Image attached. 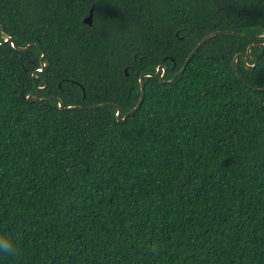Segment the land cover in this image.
I'll list each match as a JSON object with an SVG mask.
<instances>
[{
    "label": "trees",
    "instance_id": "obj_1",
    "mask_svg": "<svg viewBox=\"0 0 264 264\" xmlns=\"http://www.w3.org/2000/svg\"><path fill=\"white\" fill-rule=\"evenodd\" d=\"M2 25L35 45L0 43V264H264V0H0ZM218 30L246 36L171 82ZM159 65L124 121L26 97L123 117Z\"/></svg>",
    "mask_w": 264,
    "mask_h": 264
},
{
    "label": "water",
    "instance_id": "obj_2",
    "mask_svg": "<svg viewBox=\"0 0 264 264\" xmlns=\"http://www.w3.org/2000/svg\"><path fill=\"white\" fill-rule=\"evenodd\" d=\"M92 21H93V9H91L90 11V14L88 16H86L84 18V22L88 23V24H92ZM218 34H231V35H236V36H246L245 34L243 33H237V32H233V31H229V30H218V31H215V32H212L210 34H208L206 37H204L196 46L195 48L192 50V52L190 53V55L188 56V58L186 59L185 61V64L184 66L182 67V69L175 74L174 78L171 79L170 81H174V79L179 75L181 74L185 68L187 67L188 63L191 61V59L193 58V56L196 54V52L199 50V48L206 42L208 41L209 39H211L212 37H214L215 35H218ZM2 37L4 38V40H0V43H7V42H10L14 47H16L17 49H20V50H26L28 49L29 47L35 45L33 43L31 44H28L27 46H18L17 43H16V40L12 37V36H9L7 33L4 32V27L2 25ZM254 39H264V34H261V35H258L256 37H252ZM264 43H255V44H252L251 46H249L248 50H247V54L250 55V50L253 46H261L263 45ZM45 52L43 51L42 55H41V63H42V68L39 69L38 71H44L47 69L48 67V60L45 59ZM243 58L246 59V56L243 55ZM236 70L238 72V66L236 67ZM162 71V74L160 76V79L162 81H164V77H165V74H166V67L164 65H159L157 67V70L155 73H151V72H147V73H143L140 75V83H141V96H140V99L137 103V105L131 109L130 111H128L123 117H122V109L120 106H118L117 104L115 103H109V102H105V103H100V104H97V105H91V106H83V105H70V106H65L64 103H63V100L58 97V96H52V97H41L40 96V93H41V90L42 89H45L48 85V82L46 81V84L44 86H40L37 90H36V93L35 94H28L26 97L27 99L30 101V102H33V101H44L45 99L47 98H54L56 100H58L59 102V107L61 109H72V108H98V107H103V106H115L117 107V117L120 121H124L129 115H131L132 113H134L142 104L143 100H144V97H145V83H144V79L146 76H158ZM126 72H127V69H126ZM21 94L24 96V92L21 90Z\"/></svg>",
    "mask_w": 264,
    "mask_h": 264
},
{
    "label": "clouds",
    "instance_id": "obj_3",
    "mask_svg": "<svg viewBox=\"0 0 264 264\" xmlns=\"http://www.w3.org/2000/svg\"><path fill=\"white\" fill-rule=\"evenodd\" d=\"M0 250L10 251V246L7 243H0Z\"/></svg>",
    "mask_w": 264,
    "mask_h": 264
}]
</instances>
